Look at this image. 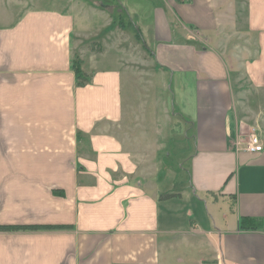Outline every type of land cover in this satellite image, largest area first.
<instances>
[{"label": "crops", "instance_id": "obj_1", "mask_svg": "<svg viewBox=\"0 0 264 264\" xmlns=\"http://www.w3.org/2000/svg\"><path fill=\"white\" fill-rule=\"evenodd\" d=\"M263 102L264 0H0V264H264Z\"/></svg>", "mask_w": 264, "mask_h": 264}, {"label": "trees", "instance_id": "obj_2", "mask_svg": "<svg viewBox=\"0 0 264 264\" xmlns=\"http://www.w3.org/2000/svg\"><path fill=\"white\" fill-rule=\"evenodd\" d=\"M74 71L76 74L77 85L78 86H86L90 83L91 77L86 74L80 66V63L75 61L74 63ZM165 197V196H164ZM166 197H171L170 195H166ZM264 222L258 221L256 219L250 217H242L241 218V228L243 230H258L263 228ZM70 226H16V225H0V233H8V232H19V231H40V230H61L68 229Z\"/></svg>", "mask_w": 264, "mask_h": 264}, {"label": "built area", "instance_id": "obj_3", "mask_svg": "<svg viewBox=\"0 0 264 264\" xmlns=\"http://www.w3.org/2000/svg\"><path fill=\"white\" fill-rule=\"evenodd\" d=\"M246 151L252 154L263 152L261 139L256 135H252L246 143Z\"/></svg>", "mask_w": 264, "mask_h": 264}, {"label": "rangeland", "instance_id": "obj_4", "mask_svg": "<svg viewBox=\"0 0 264 264\" xmlns=\"http://www.w3.org/2000/svg\"><path fill=\"white\" fill-rule=\"evenodd\" d=\"M124 18H125V20L128 22V18H127V15H124ZM79 59V57H76V60H78ZM174 90V89H173ZM175 91V90H174ZM135 99L137 100V96H135ZM263 104H264V102H263ZM187 149V147L185 146L183 149H182V152L183 151H185ZM168 155V154H167ZM205 205L203 204L202 205V210H203V207H204ZM206 209L207 210H209V211H212V208L210 207V208H208V207H206ZM216 210L218 211V212H220L221 214H227V215H229V216H232V214H233V209H232V206L231 205H229V204H227V205H222V206H219V209H217L216 208Z\"/></svg>", "mask_w": 264, "mask_h": 264}]
</instances>
